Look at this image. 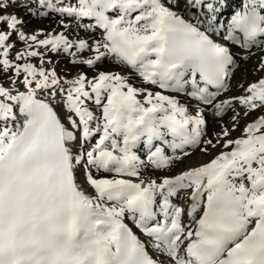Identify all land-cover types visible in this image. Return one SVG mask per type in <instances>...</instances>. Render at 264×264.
<instances>
[{
  "label": "snow or ice",
  "instance_id": "1",
  "mask_svg": "<svg viewBox=\"0 0 264 264\" xmlns=\"http://www.w3.org/2000/svg\"><path fill=\"white\" fill-rule=\"evenodd\" d=\"M0 264H264V0H0Z\"/></svg>",
  "mask_w": 264,
  "mask_h": 264
},
{
  "label": "rangeland",
  "instance_id": "2",
  "mask_svg": "<svg viewBox=\"0 0 264 264\" xmlns=\"http://www.w3.org/2000/svg\"><path fill=\"white\" fill-rule=\"evenodd\" d=\"M10 11H11V9H10ZM21 15H23V13H21ZM52 19H41V20L40 19H36V20L34 19L35 22H33V23L34 24H39L40 26H44V25H47L49 23L48 26H50V25H53L54 23H56V20L54 21V18H52ZM38 20H39V22H38ZM45 20H47V21H45ZM51 21H52L53 24L51 23ZM79 34L81 36H84L85 32L80 31ZM54 59H58L59 60V64L57 65V70L61 71V74H65L63 70H67L66 71L67 75H73V74H75V73H77L79 71H83V72H86V73L89 72V70L86 69V68H78L77 69L76 67H73L70 63H68V61L66 59H62V58H59V57H54ZM106 65L108 66L107 67L108 70L104 69L105 71H117L118 70V69H116L113 66H110L108 64H105L104 66H106ZM254 67H255L254 61H250L245 67H242L240 69V71L237 72V74H236V76H235V78L233 80V84H235L236 81H239V80L244 79V78H246L248 81L255 80L260 75V73H255V75H253L254 74V72H253ZM70 68H74V69L70 70ZM91 74L92 73L89 72L88 75L90 76ZM229 95H238V93L233 91L232 93H229ZM229 115H231V113H229ZM225 119H227V117H225ZM248 119H251V117H249ZM244 122L245 121L243 119H241V126H243ZM218 130H219V128H218L217 123L215 121H212L211 118H209V128H208L209 134H211L213 131H218ZM232 135H233V137L239 135V130H237V132L232 133ZM207 159H208L207 156L202 155L199 152H197L190 159L186 160L183 164H180L178 166V169L183 167V166H187V165H191V164H197V163L205 161Z\"/></svg>",
  "mask_w": 264,
  "mask_h": 264
},
{
  "label": "bare ground",
  "instance_id": "3",
  "mask_svg": "<svg viewBox=\"0 0 264 264\" xmlns=\"http://www.w3.org/2000/svg\"><path fill=\"white\" fill-rule=\"evenodd\" d=\"M36 19H40L41 20V18H39V17H37V18H35V20ZM53 20V19H52ZM43 21V20H42ZM45 21H47V20H45ZM54 21H55V18H54ZM35 22V21H34ZM38 22H39V20H38ZM51 23H52V21H51ZM50 23V24H51ZM49 24V23H48ZM48 24L47 25H44V26H40L39 24H31L30 25V28H37V29H40V28H42V29H45V30H49V29H51V28H53V27H55L56 26V23H52L53 25H50V26H48ZM84 32V31H83ZM84 35H86V33L84 34ZM107 65L106 66H104V69L106 70L107 69ZM111 68V67H110ZM71 69H74V68H70V70ZM78 69V68H77ZM76 70V69H75ZM108 70V69H107ZM111 70V69H110ZM74 71V70H73ZM77 71V70H76ZM88 74H89V72H87ZM253 75H255V74H253ZM200 163V162H199ZM198 164V163H197ZM185 166H183V167H181V168H184ZM178 170V169H177Z\"/></svg>",
  "mask_w": 264,
  "mask_h": 264
}]
</instances>
